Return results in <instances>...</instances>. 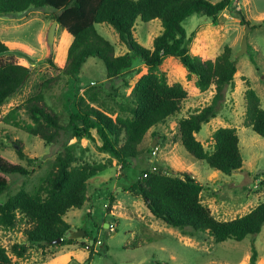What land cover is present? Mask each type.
Here are the masks:
<instances>
[{
  "label": "trees",
  "instance_id": "trees-1",
  "mask_svg": "<svg viewBox=\"0 0 264 264\" xmlns=\"http://www.w3.org/2000/svg\"><path fill=\"white\" fill-rule=\"evenodd\" d=\"M231 3V0H0V16L29 8L53 9V20L72 38L62 68L70 78L79 73L89 57L103 62L106 78H122L125 83L124 74L136 67L131 78L132 101L127 107L130 116L112 113L98 102L97 92L87 90L76 98L74 111L62 124L59 115L44 101L41 88L48 80L23 102L32 120L27 132L45 143L62 141V150L33 191L20 187L11 194H8L11 176H27L29 170L0 154V226L12 229L23 223L26 240L10 247L16 257L23 258L35 245L44 249L76 243L88 252L85 262H89L97 253L94 244L70 238L68 235L76 228L64 219L68 210L84 205L88 180L111 164L124 170L130 160L139 156L138 146L151 128L179 112L183 101L211 86L215 89L211 102L178 120L179 141L192 157L205 161L214 170L231 174L241 169L243 161L234 127H217L211 135L210 150L195 137L203 124L216 117L225 87L233 85L237 67L231 48L224 45L219 54H194L188 47L190 36L184 27V22L194 14L207 16L216 25ZM235 14L240 22L247 23L239 9ZM153 19L160 20L162 29L149 49L137 42L133 32L137 21L146 23ZM101 23L113 27L126 45V52L115 54V46L96 29V24ZM8 50L0 40V55ZM172 68L182 72L186 83ZM29 74L27 66L0 58V107L21 89ZM244 98V125L264 137V109L259 96L248 87ZM72 138L97 140V149L109 157L105 162H79L75 145L69 142ZM16 152L28 165L32 163L33 159L21 147ZM124 190L140 197L155 218L178 228L184 235L207 233L215 242L241 241L247 235L258 234L264 225V201L243 215L217 219L202 202L203 185L188 172L171 175L156 167L144 169ZM114 201L115 196L109 194L106 214H110ZM86 215L90 217L91 211L87 210ZM57 239L60 241L56 242ZM257 258L252 240L249 264H256ZM0 264H12L7 249L1 245Z\"/></svg>",
  "mask_w": 264,
  "mask_h": 264
},
{
  "label": "rangeland",
  "instance_id": "rangeland-1",
  "mask_svg": "<svg viewBox=\"0 0 264 264\" xmlns=\"http://www.w3.org/2000/svg\"><path fill=\"white\" fill-rule=\"evenodd\" d=\"M231 1L232 5L220 14L216 25L207 16L194 14L184 22V27L190 36L188 47L194 54H219L224 45L231 48L237 67L233 85L225 87L216 117L203 124L195 137L206 150H210L211 135L217 127H234L239 137L243 161L241 169L231 174L214 170L205 161L192 157L179 141L178 120L211 102L215 93L214 86H211L207 91L183 101L179 112L151 128L138 146L139 156L130 160L124 170L118 164H111L88 180V197L84 205L80 209L68 210L64 219L73 228L85 230V235L75 240L94 244L97 253L93 254L89 262L66 259V263L64 261L62 264H249L252 240L258 253L256 264H264V225L258 234L247 235L241 241L227 239L215 242L207 233L184 235L178 228L155 218L140 197L124 190L142 170L156 167L171 175L188 172L200 181L203 185L202 202L220 220L243 215L264 201V137L244 125L246 88L255 90L264 109V0ZM236 9L241 11L250 28L247 50L237 56L245 26L235 14ZM53 14V9L44 7L0 16V40L9 49L0 58L13 60L30 69L21 89L0 107V154L29 170L27 176H11L8 194L20 187L33 191L50 170L57 153L62 150V141L45 143L38 136L27 132L32 120L22 104L40 90L39 84L42 82L48 80L41 88L44 101L59 115L62 124H66L69 114L74 111L76 98L87 90L97 92L98 102L112 113L130 116L127 107L132 101L131 78L136 67L124 74L125 83L122 78H106L103 62L89 57L73 78L65 75L62 68L72 38L57 24L52 45H48L47 33L54 21ZM96 29L115 46V54L127 51L112 26L101 23L96 24ZM161 29L159 19L146 23L137 21L133 34L137 42L152 49L153 38ZM172 70L186 83L180 70ZM69 142L74 143L79 162H105L109 157L108 153L97 149V140L72 138ZM17 147H21L25 155L33 159L31 164L28 165L25 159L18 156ZM109 194L115 196V201L110 214H106ZM87 210L91 211L90 217L86 215ZM102 217L114 226L113 231L100 223ZM22 232L23 223L12 229L0 226V245L7 249L12 264L58 263L62 254L68 252L66 250L78 246L73 243L42 249L35 245L28 249L23 258H18L10 247L14 243L26 241ZM94 239H100L103 244L96 245Z\"/></svg>",
  "mask_w": 264,
  "mask_h": 264
},
{
  "label": "water",
  "instance_id": "water-1",
  "mask_svg": "<svg viewBox=\"0 0 264 264\" xmlns=\"http://www.w3.org/2000/svg\"><path fill=\"white\" fill-rule=\"evenodd\" d=\"M56 25H57V22L53 21L51 26H50V28H49V30H48L47 43H48L49 46L52 45L53 37H54V30H55ZM244 26H245V32H244V34H243V36L241 38L240 49L236 53V56L245 53L246 50H247V35H248V31L250 30V28H249L247 23H245ZM154 143H155V141H153L152 146L155 145ZM104 227L108 228V223H105ZM84 235H85V230H83V229H74V230H72L70 232L69 237L72 238V239H76V238H79V237H83ZM59 241H60V239L56 240V242H59Z\"/></svg>",
  "mask_w": 264,
  "mask_h": 264
},
{
  "label": "crops",
  "instance_id": "crops-1",
  "mask_svg": "<svg viewBox=\"0 0 264 264\" xmlns=\"http://www.w3.org/2000/svg\"><path fill=\"white\" fill-rule=\"evenodd\" d=\"M104 219L105 218L102 217L100 220V223H104V224L107 223V222H104ZM66 251L68 252L62 254V258L59 260L58 263L53 261V262H47V264H60V263L62 264V262H64L66 259L68 260L69 259H77V260L79 259V262H82V261L85 262L88 257V252L85 249L79 248L77 246H76V249L66 250ZM64 263H66V261Z\"/></svg>",
  "mask_w": 264,
  "mask_h": 264
},
{
  "label": "built area",
  "instance_id": "built-area-1",
  "mask_svg": "<svg viewBox=\"0 0 264 264\" xmlns=\"http://www.w3.org/2000/svg\"><path fill=\"white\" fill-rule=\"evenodd\" d=\"M154 152H155V151H153V153H154ZM108 229H109L110 231H113V230H114V226L108 224ZM95 244H96V245H102V244H103V241H101L100 239H98V240L95 242ZM94 246H95V245H94Z\"/></svg>",
  "mask_w": 264,
  "mask_h": 264
}]
</instances>
